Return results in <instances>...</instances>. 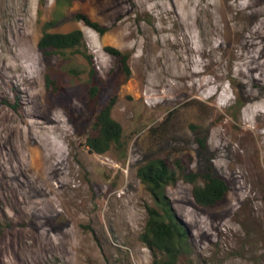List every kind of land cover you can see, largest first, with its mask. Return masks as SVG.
I'll return each instance as SVG.
<instances>
[{
    "label": "rangeland",
    "instance_id": "1",
    "mask_svg": "<svg viewBox=\"0 0 264 264\" xmlns=\"http://www.w3.org/2000/svg\"><path fill=\"white\" fill-rule=\"evenodd\" d=\"M71 1L48 27L56 0H0V264H155L140 236L158 207L138 177L152 159L211 166L230 188L216 207L198 205L181 176L165 189L189 234L176 264H264V0ZM74 30L92 65L39 49L45 31ZM107 47L130 57L112 86ZM47 77L62 88L54 106ZM111 96L123 138L93 153Z\"/></svg>",
    "mask_w": 264,
    "mask_h": 264
},
{
    "label": "trees",
    "instance_id": "2",
    "mask_svg": "<svg viewBox=\"0 0 264 264\" xmlns=\"http://www.w3.org/2000/svg\"><path fill=\"white\" fill-rule=\"evenodd\" d=\"M71 3V0H56V18L48 24V27H54L61 19L66 17L65 11ZM73 19L84 22L86 26L94 29L101 35L107 32L106 28L92 21L86 15L76 14L73 16ZM38 47L46 55L57 54L68 58L80 55L89 64H93V58L88 53L85 36L80 30L68 33L45 31L39 41ZM106 51L117 60L118 69L108 79L109 85L112 86L114 82L116 84V74H124L125 77L130 76V57L112 47H107ZM71 72L74 73L73 71ZM95 73V69L92 68L90 72L92 82L90 95L93 100H97L100 93L99 85L94 83ZM54 84V80L47 77V85L50 89L48 91V103L53 106L62 95V88L57 90ZM114 104L115 97L111 96L107 103L99 110L91 134L87 139V146L93 153L105 154L111 150L114 144L118 145L121 143L123 128L112 118L111 114ZM171 113H169L168 117H170ZM164 124L153 129V132L162 128ZM179 176L183 177L187 182L194 184L193 197L196 203L203 207H216L224 203L230 192L227 182L217 176L211 166L206 173L199 175L188 171L181 162H177L174 169L165 159H152L142 165L138 169V177L156 198L158 208H151L149 210V219L144 232L140 236V241L155 255V264H176L179 258L188 252V230L178 221L164 196L165 189L169 185L174 184ZM200 177L203 178L204 183L202 185L197 184V180ZM158 255L162 256L161 259H158Z\"/></svg>",
    "mask_w": 264,
    "mask_h": 264
}]
</instances>
